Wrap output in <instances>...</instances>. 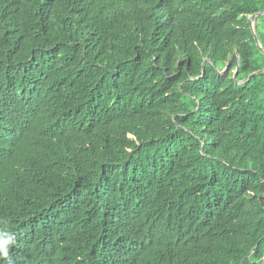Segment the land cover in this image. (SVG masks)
Listing matches in <instances>:
<instances>
[{"label": "trees", "instance_id": "trees-1", "mask_svg": "<svg viewBox=\"0 0 264 264\" xmlns=\"http://www.w3.org/2000/svg\"><path fill=\"white\" fill-rule=\"evenodd\" d=\"M0 233V264H264V0H0Z\"/></svg>", "mask_w": 264, "mask_h": 264}, {"label": "clouds", "instance_id": "clouds-1", "mask_svg": "<svg viewBox=\"0 0 264 264\" xmlns=\"http://www.w3.org/2000/svg\"><path fill=\"white\" fill-rule=\"evenodd\" d=\"M4 237L0 240V258H6L9 255L8 245L13 241L14 237L11 233H0Z\"/></svg>", "mask_w": 264, "mask_h": 264}, {"label": "water", "instance_id": "water-1", "mask_svg": "<svg viewBox=\"0 0 264 264\" xmlns=\"http://www.w3.org/2000/svg\"><path fill=\"white\" fill-rule=\"evenodd\" d=\"M254 22H251V28H252V31H253V33H254ZM255 38H256V40H257V37L255 36Z\"/></svg>", "mask_w": 264, "mask_h": 264}]
</instances>
